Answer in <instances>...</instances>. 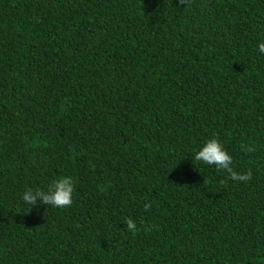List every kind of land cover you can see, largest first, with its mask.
Masks as SVG:
<instances>
[{
  "label": "trees",
  "instance_id": "trees-1",
  "mask_svg": "<svg viewBox=\"0 0 264 264\" xmlns=\"http://www.w3.org/2000/svg\"><path fill=\"white\" fill-rule=\"evenodd\" d=\"M0 264H264V0H0Z\"/></svg>",
  "mask_w": 264,
  "mask_h": 264
}]
</instances>
